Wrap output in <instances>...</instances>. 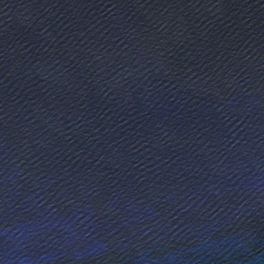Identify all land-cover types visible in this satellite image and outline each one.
<instances>
[{
	"label": "water",
	"instance_id": "1",
	"mask_svg": "<svg viewBox=\"0 0 264 264\" xmlns=\"http://www.w3.org/2000/svg\"><path fill=\"white\" fill-rule=\"evenodd\" d=\"M0 264H264V0H0Z\"/></svg>",
	"mask_w": 264,
	"mask_h": 264
}]
</instances>
